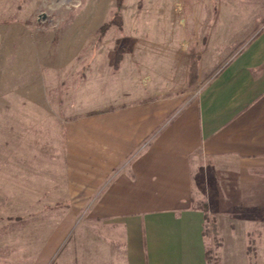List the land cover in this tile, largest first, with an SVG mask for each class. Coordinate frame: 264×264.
<instances>
[{
    "label": "crops",
    "instance_id": "0c3cea01",
    "mask_svg": "<svg viewBox=\"0 0 264 264\" xmlns=\"http://www.w3.org/2000/svg\"><path fill=\"white\" fill-rule=\"evenodd\" d=\"M177 11L153 34L154 50L162 36L160 81L66 122L68 178L87 200L81 221L71 207L49 233H26L42 264H210L206 216L216 221L217 264H250V243L262 252L264 0ZM192 52L200 88L190 96Z\"/></svg>",
    "mask_w": 264,
    "mask_h": 264
},
{
    "label": "rangeland",
    "instance_id": "374dc122",
    "mask_svg": "<svg viewBox=\"0 0 264 264\" xmlns=\"http://www.w3.org/2000/svg\"><path fill=\"white\" fill-rule=\"evenodd\" d=\"M197 1L0 0V264H42L26 233H49L71 207L75 221L83 219L87 197L68 178L66 122L160 81L162 36L154 50L153 34L168 8L179 17L180 6ZM198 64L192 52L183 90L190 96L200 88ZM206 227L217 264L214 217ZM260 247L256 253L250 243V264H264Z\"/></svg>",
    "mask_w": 264,
    "mask_h": 264
},
{
    "label": "trees",
    "instance_id": "16d2710c",
    "mask_svg": "<svg viewBox=\"0 0 264 264\" xmlns=\"http://www.w3.org/2000/svg\"><path fill=\"white\" fill-rule=\"evenodd\" d=\"M120 1H122V0H120ZM204 207H206V205L205 206H203V205L201 206L202 209ZM203 210L206 211V208H204ZM207 220H208V217L206 216V222H207ZM204 235L206 236V238H208V233H207V227H206V225H205ZM208 259H209V262H210V251L209 250H208Z\"/></svg>",
    "mask_w": 264,
    "mask_h": 264
}]
</instances>
